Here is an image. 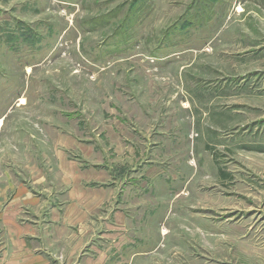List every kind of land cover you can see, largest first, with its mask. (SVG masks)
<instances>
[{"label": "rangeland", "instance_id": "374dc122", "mask_svg": "<svg viewBox=\"0 0 264 264\" xmlns=\"http://www.w3.org/2000/svg\"><path fill=\"white\" fill-rule=\"evenodd\" d=\"M23 191L61 262L264 264V0H0V212L48 213Z\"/></svg>", "mask_w": 264, "mask_h": 264}, {"label": "crops", "instance_id": "0c3cea01", "mask_svg": "<svg viewBox=\"0 0 264 264\" xmlns=\"http://www.w3.org/2000/svg\"><path fill=\"white\" fill-rule=\"evenodd\" d=\"M82 192L81 189L73 191V195L76 196L74 207L81 206L86 201L83 198L84 194L88 192ZM24 194L26 193L23 191ZM24 197L26 200L32 201L35 206L48 204V207L43 209L49 211L45 215L40 212L31 217L28 205L17 208L21 202H13L10 207L0 212V225L2 230H5V233L0 237V264H69L70 259L76 257V250L67 251L65 257V261H67H63V263L50 249L52 248V239L55 236L58 237V234H54L53 230H59L58 225L61 220L67 224L66 218H64L65 214H61L59 207L53 202H43L38 197L35 198L28 194ZM62 215L64 217L61 218ZM100 257L103 256L100 255ZM96 263L103 264V260L96 261Z\"/></svg>", "mask_w": 264, "mask_h": 264}]
</instances>
